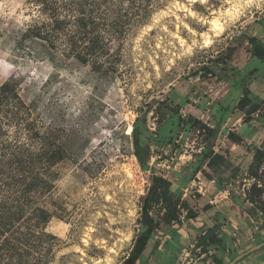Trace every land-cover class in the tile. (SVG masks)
<instances>
[{
	"label": "rangeland",
	"instance_id": "rangeland-1",
	"mask_svg": "<svg viewBox=\"0 0 264 264\" xmlns=\"http://www.w3.org/2000/svg\"><path fill=\"white\" fill-rule=\"evenodd\" d=\"M31 3L0 0V84L16 80L51 148L66 158L35 205L48 220L29 211L0 232V249L5 239L23 242V261L0 264H121L146 228L144 214L154 221V250L172 243V231L196 232L172 264L231 262L238 250H222L215 233L224 222L204 235L205 224L194 223L222 191L245 218L239 232L264 228V61L249 42L264 46V0H158L134 33L112 41L109 60L96 58L114 68L107 76L91 62L54 66L16 50ZM245 90L251 103L240 111ZM153 177L166 181L158 203L145 200ZM164 197L176 205L169 225L161 221ZM155 254L135 264H151Z\"/></svg>",
	"mask_w": 264,
	"mask_h": 264
},
{
	"label": "trees",
	"instance_id": "trees-1",
	"mask_svg": "<svg viewBox=\"0 0 264 264\" xmlns=\"http://www.w3.org/2000/svg\"><path fill=\"white\" fill-rule=\"evenodd\" d=\"M157 1L32 0L30 19L15 40L16 50L46 59L54 66L71 58L82 64L91 62L95 71L107 76L114 68L111 64L103 68L105 63L100 64L96 58L109 60L112 41L122 42L134 33L148 20ZM249 42L252 55L264 61L261 42L255 37ZM250 103L249 91L245 90L236 108L242 111ZM32 106L33 103H25L19 95L16 80L0 84V232L15 227L14 222L25 212L37 213L42 223L48 220V211L35 205L39 198L48 196L52 189L53 168L66 158L62 149L51 148V136L39 127ZM172 109L179 113L178 105ZM256 109L254 106L249 114ZM244 122H247L246 117ZM228 137L233 143L242 142L234 132ZM258 153L262 152L258 150ZM165 183L162 178L153 177L151 191L145 200L158 203L161 194L156 192L157 187L163 188ZM167 191L163 193L167 194ZM162 201L161 221L169 225L178 219L176 205L165 197ZM261 212L264 214V207ZM151 232L152 229L145 228L136 237L129 255L132 264L142 254ZM3 242L5 248L0 249V262H22L26 252L18 244L23 242L14 237ZM215 262L221 264L219 260Z\"/></svg>",
	"mask_w": 264,
	"mask_h": 264
},
{
	"label": "crops",
	"instance_id": "crops-1",
	"mask_svg": "<svg viewBox=\"0 0 264 264\" xmlns=\"http://www.w3.org/2000/svg\"><path fill=\"white\" fill-rule=\"evenodd\" d=\"M240 130L241 126H236L235 130L233 131L239 133ZM213 191L216 192L217 190L214 189L212 192ZM219 192L222 194L220 198L214 197L208 200L207 203L210 205V208H208L207 211H199L200 215H198L197 218L200 219V222L194 223V230L199 229V226L202 227V225L205 224L203 227L205 230L204 232H201V235H204L205 231L208 229L212 230L214 225L217 223V220L221 219L224 223H218L220 224V227L215 233H217V239L220 242L222 250L224 247H232V249L236 248L238 251L233 259L240 255L242 256L238 261V264H264V245L254 253L248 252L256 245L264 243V228L258 230V226H255L258 232H256V230L254 233L249 232L252 235L239 232L238 228L241 223L245 222V218L238 209V206L235 207L230 205L229 200L227 197L223 196L222 191ZM172 232L174 237H169V239L172 240V243L167 246L168 248L166 247L165 249H162V247L159 246L158 250H154L152 246H149L150 243H147L142 254L140 255V259L148 261L150 255L155 254L156 252L155 257H152L151 264H172V262H177L179 258L177 256H179L183 250L182 247L184 243L190 240V237H192L196 232L193 230L191 232H186L183 230H178L177 233L176 231L175 233L174 231ZM250 236L252 239L249 240ZM238 245H241V249L238 248ZM212 246L213 245H211V247ZM213 247L214 248L212 249V252H221V250L217 249L216 246Z\"/></svg>",
	"mask_w": 264,
	"mask_h": 264
},
{
	"label": "water",
	"instance_id": "water-1",
	"mask_svg": "<svg viewBox=\"0 0 264 264\" xmlns=\"http://www.w3.org/2000/svg\"><path fill=\"white\" fill-rule=\"evenodd\" d=\"M142 223L146 226V228H149V229H152L153 226H154V221L153 219L151 218L150 215L148 214H144L142 216ZM264 245V243H261V244H258L256 245L255 247H253L252 249H250L248 252H253V251H256L258 250L259 248H261L262 246ZM242 256H238L236 257L235 259H233L231 262H229L228 264H235L238 260H240ZM121 264H132V261L130 259V257H127Z\"/></svg>",
	"mask_w": 264,
	"mask_h": 264
}]
</instances>
